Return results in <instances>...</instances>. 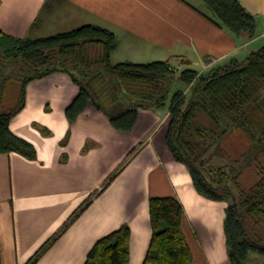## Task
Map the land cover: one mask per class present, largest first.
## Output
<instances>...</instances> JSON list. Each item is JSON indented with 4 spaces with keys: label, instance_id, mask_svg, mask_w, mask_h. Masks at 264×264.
I'll use <instances>...</instances> for the list:
<instances>
[{
    "label": "crops",
    "instance_id": "obj_1",
    "mask_svg": "<svg viewBox=\"0 0 264 264\" xmlns=\"http://www.w3.org/2000/svg\"><path fill=\"white\" fill-rule=\"evenodd\" d=\"M240 1L255 17L252 38L232 33L202 0H0V28L37 37L95 24L116 36L114 63L166 59L204 73L264 45V0ZM78 91L62 71L26 84L24 107L10 129L35 146L37 157L0 153V264H84L95 242L123 224L130 228L128 264H143L152 236L151 196L182 203L192 264H232L224 231L227 203L199 194L186 166L172 156L165 143L168 108H140L130 131L114 128L92 105L70 123L65 111ZM133 148L130 161L101 190ZM250 262L263 259L252 256Z\"/></svg>",
    "mask_w": 264,
    "mask_h": 264
},
{
    "label": "trees",
    "instance_id": "obj_2",
    "mask_svg": "<svg viewBox=\"0 0 264 264\" xmlns=\"http://www.w3.org/2000/svg\"><path fill=\"white\" fill-rule=\"evenodd\" d=\"M202 1L236 36L252 38L255 35V17L240 0ZM116 46L115 34L95 24L37 37H17L0 28V56L19 59L24 68L22 76L18 74L7 81L5 78L0 85L1 97L17 88L13 96L15 104L0 111V153L17 152L30 159L37 157L35 146L15 134L10 129V121L24 107L26 84L51 72H67L79 87L65 111L70 123L92 105L107 115L114 128L130 131L140 108H159L169 102L166 146L174 159L186 166L199 194L227 203L224 231L230 262L252 264V256H262L264 264V163L260 160V154L264 156V45L241 60L233 58L204 73L184 68L179 79L188 88L176 90L171 96L169 81L176 68L169 60L114 63L111 53ZM106 106H111L112 111ZM34 125L43 134L50 133L47 127ZM237 129L249 141V146L232 158L230 154L221 153L218 147L221 139ZM212 148L218 155L229 156L231 162L209 168ZM136 151L137 148H133L126 155L101 190ZM252 165L259 175L246 188L240 176ZM98 193L92 194L74 211L60 232L36 252L32 261ZM149 214L152 236L143 264H192V251L182 229V203L174 196H151ZM129 239L130 228L123 224L95 242L84 264H128Z\"/></svg>",
    "mask_w": 264,
    "mask_h": 264
},
{
    "label": "rangeland",
    "instance_id": "obj_3",
    "mask_svg": "<svg viewBox=\"0 0 264 264\" xmlns=\"http://www.w3.org/2000/svg\"><path fill=\"white\" fill-rule=\"evenodd\" d=\"M170 62L175 66L176 69L174 71L173 77L169 81V90H170L169 96H171V94L176 90L179 89L186 90L188 88L187 84L179 79V74L184 68H186V65L180 63L181 64L180 66L174 61H170ZM21 67L23 68L22 62L19 59L17 60L13 58L0 56V85H2V82L4 81L5 78L7 81L9 78H12L15 75L20 74L22 76L24 73L23 71L24 68L22 69ZM14 87L17 86L15 85ZM16 89L17 88H13L11 92L9 91L7 94L5 93V95H3L2 97L0 93V111L8 110L15 104V99L13 96L16 92L15 91ZM168 103L169 102L166 103L165 109L168 108L167 106ZM106 107L111 109V111L113 109L111 108V106H106ZM219 144H220V147H218L219 151L223 154L224 152L230 154L233 158V156L236 157L237 155L241 154L244 150H246V148L249 146V141L246 139L244 134L239 129H237L230 132L223 139H221V142H219ZM212 151L213 152L211 153V159H210L211 162H209L210 164L208 165L209 168L212 169V167H214L215 165L219 166L221 165V163L224 162L226 163L231 162V158H229V156L225 157L214 153L215 151L214 148H212ZM260 160L262 163H264V156L261 154H260ZM258 175L259 173L253 165L245 168L240 176V182L242 186L246 188L250 187L251 184H253V182L257 179ZM257 257L263 259L262 256H257Z\"/></svg>",
    "mask_w": 264,
    "mask_h": 264
}]
</instances>
